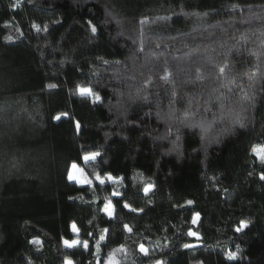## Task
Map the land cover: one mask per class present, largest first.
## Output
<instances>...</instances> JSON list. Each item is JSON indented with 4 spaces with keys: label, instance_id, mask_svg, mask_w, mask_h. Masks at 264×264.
Instances as JSON below:
<instances>
[{
    "label": "trees",
    "instance_id": "obj_1",
    "mask_svg": "<svg viewBox=\"0 0 264 264\" xmlns=\"http://www.w3.org/2000/svg\"><path fill=\"white\" fill-rule=\"evenodd\" d=\"M254 146L264 0H0V264H264Z\"/></svg>",
    "mask_w": 264,
    "mask_h": 264
},
{
    "label": "snow or ice",
    "instance_id": "obj_2",
    "mask_svg": "<svg viewBox=\"0 0 264 264\" xmlns=\"http://www.w3.org/2000/svg\"><path fill=\"white\" fill-rule=\"evenodd\" d=\"M17 5H13V7H16ZM33 27L34 28H37V30H39V28H38V26H36L35 24H33ZM92 32L93 33H95L96 32V29H95V27H93L92 28ZM8 39H10V37L8 38ZM198 72H199V69L197 70ZM219 71H220V73L221 74H223L224 73V71H225V68L224 67H221L220 69H219ZM49 87H54V85H49ZM79 92H80V94L81 95H92V92H91V89H89V88H79ZM96 99L98 100L99 99V96H96ZM57 119H59V117H56ZM237 122H240L239 120H237ZM241 123V127H243L244 125H243V123L242 122H240ZM77 128H79V124H77ZM252 153L254 154V155H256V157L259 159V161H260V163L261 164H264V146H254L253 148H252ZM97 155H99L98 153H93L91 156H85L84 157V160L85 161H88V160H90V159H94ZM77 167V165H75V164H73V168H76ZM97 180L99 181V183H101V184H103L104 183V180L99 176V175H97ZM69 179H73V177L70 175L69 176ZM108 179H112V177L111 176H109L108 177ZM260 179L261 180H264V173H262L261 175H260ZM87 183H91V181H86ZM150 187L151 186H148V187H145V189H144V191H145V193H147L148 191H149V189H150ZM188 203L189 204H191L192 203V201H188ZM124 207L125 208H130V205H128L127 203H125L124 204ZM111 209H112V205H111V202L109 201V203L108 204H106L105 205V212H107L108 213V215L109 216H111L112 215V211H111ZM132 211H137L136 209H131ZM194 223H195V220L193 221ZM242 226L243 227H246L247 225L244 223V222H242ZM73 230L75 231L76 230V226H75V224H73ZM125 228H126V230L127 231H129V232H131L132 231V229L130 228V227H128L127 225H125ZM236 231H241V228H237L236 229ZM189 235L190 236H195L196 235V233H193V232H189ZM101 239H104V237L102 236L101 237ZM34 243H40V241H34ZM79 242L78 241H72V242H69V241H67V240H65L64 241V244L66 245V246H68V247H73V246H75V245H77ZM85 248H87V242L85 241L84 242V245H83ZM184 247L185 248H188V247H191V245H184ZM139 250L142 252V253H144V254H147V252H148V250L141 244L140 245V248H139ZM235 258V253H232V254H230L229 255V259H234ZM65 264H73V261H71L70 259H66L65 260ZM109 264H112V261L110 260L109 261Z\"/></svg>",
    "mask_w": 264,
    "mask_h": 264
},
{
    "label": "rangeland",
    "instance_id": "obj_3",
    "mask_svg": "<svg viewBox=\"0 0 264 264\" xmlns=\"http://www.w3.org/2000/svg\"><path fill=\"white\" fill-rule=\"evenodd\" d=\"M82 88H85V87H82ZM61 101H62V106H61V108L58 111L57 116H56V117H59V119L63 116H67L70 114L67 91L61 92ZM92 154H89L86 156H91ZM95 158L90 159L88 161H85L83 159L84 161H82L81 164H75V165H77L76 168H73V165H72L69 176L71 175L73 177V179H70V180L77 182L79 184H84V183H87L86 181H92L93 179H95L97 177V174H92L93 173L92 170H90L89 168H86L89 166V164H91L95 160ZM111 211H112V209H111ZM197 219H198V217L195 216V218H194L195 223L197 222ZM75 231L78 233L77 228ZM75 241H78L79 242L78 244H81V243L84 244V242H82L80 240V238L75 239Z\"/></svg>",
    "mask_w": 264,
    "mask_h": 264
}]
</instances>
